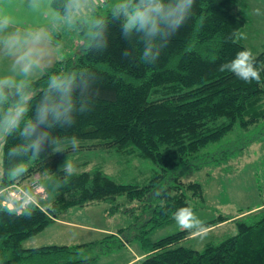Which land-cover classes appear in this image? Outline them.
I'll return each mask as SVG.
<instances>
[{"label":"trees","instance_id":"1","mask_svg":"<svg viewBox=\"0 0 264 264\" xmlns=\"http://www.w3.org/2000/svg\"><path fill=\"white\" fill-rule=\"evenodd\" d=\"M67 2L52 0L51 4L66 16ZM246 4V0H195L192 17L172 37L154 65L139 58L142 45L135 33L128 39L123 37L122 15L115 10L95 12L89 44L44 68L28 83L31 99L25 120L33 117L54 75L75 76L80 85L74 92L77 104L83 102L91 110L77 115L70 128L50 129L58 143L46 144L39 157L31 153L8 155L14 145L23 143L19 131L10 134L2 145L0 188L23 182L36 173H53L61 154L84 146L55 151L70 144L73 137L76 141L95 140L86 148L114 149L127 157L126 163L147 160L156 170L152 169L153 175L143 183L118 182L99 165L72 175L62 170L57 194L45 208L30 206L17 212L0 202V264H96L98 256L91 254L95 249L105 253L129 244L123 236L125 229L106 234L99 241L76 245L24 248L22 243L72 207L95 202L113 205L121 195L130 201H146L144 207L152 211L134 235L142 248V257L135 264H264V207L235 219L236 234L208 244L201 251L176 246L193 233L188 230L157 241L148 237L153 229L171 222L177 209L191 206L195 210L192 198L198 197L201 202L204 198L199 182H184L180 176L169 178L158 191L168 174L210 155L203 150L235 128L248 129L264 121V71L259 83H246L228 71H219L222 63L247 48L234 36L248 22ZM125 49L133 53V58H122ZM255 58L256 66L264 68V51ZM15 98L13 94L9 103ZM23 126L22 122L21 129ZM42 130L43 126L37 129ZM18 162L27 170L19 176L15 172L9 175ZM155 199L157 204L150 205ZM229 219L220 217L204 224L213 227ZM110 241H117V245L109 246Z\"/></svg>","mask_w":264,"mask_h":264},{"label":"rangeland","instance_id":"2","mask_svg":"<svg viewBox=\"0 0 264 264\" xmlns=\"http://www.w3.org/2000/svg\"><path fill=\"white\" fill-rule=\"evenodd\" d=\"M118 3L119 0H86L81 10L72 14L69 22L66 16H58L51 6V0H35V2L0 0V18L10 21L9 26L0 32V77H10L17 81L27 80L28 83L36 79L43 71L38 67L43 68L54 62L44 63L39 58L41 61H36L35 64L39 73L31 71L25 76L19 72L23 65L18 63V57L24 51H32L33 36L39 35L46 43L48 38L54 40L55 47L47 45L40 47L43 53L54 51L60 56L57 58L62 59L72 56L89 44L92 33L91 22L95 12L100 14L111 12L116 9ZM246 3L248 22L241 31L246 38L238 40L250 48L256 56L264 51V0H246ZM57 16L58 20L55 18ZM82 22L84 25L79 26L78 23ZM33 24V29L40 28L37 29V33L30 34L29 30H32ZM6 37L19 40L20 46L13 49L5 45ZM92 143H95V140L77 141L76 146L84 145L81 149L61 154L53 173L39 174V182L44 190L43 197L37 198L41 207L45 208L56 196L59 185L58 174L63 170L62 165L65 163L73 164L75 172L89 170L95 165L102 166L109 175L122 183H143L144 180L148 181L156 170L147 160L132 159L126 163L127 157L114 149L86 148L85 145ZM67 146L73 145L64 144L55 151L60 152ZM205 152H209L210 155L169 173L158 187L160 191L172 176H180L184 182H199L203 188V201L201 202L198 197L190 200V203L196 207L194 211L199 218L204 223L217 221L220 217L230 218L223 224L207 227V234L203 237L192 233L176 244L198 251L203 250L208 244H217L236 234V225L233 221L251 215L259 210L255 207L264 203V121L248 129L235 128L222 140L205 148L203 153ZM2 153L0 149V177ZM23 168L25 164L22 165L21 169ZM31 180L32 177L24 182ZM188 193L192 196L191 192ZM144 203L147 202L130 201L121 195L113 204L118 205L117 207L105 202L72 207L59 219L93 226L98 228L99 232L51 224L37 235L26 239L22 243L23 247L76 245L99 241L106 236L104 232L115 233L119 229H125L123 236L128 239V250L122 246L105 253L99 249L91 253L98 256L96 264H120L131 259L134 254H142L140 243L134 239V235L152 215V211L146 209ZM155 204H157L156 199L150 202V205ZM112 208L114 210H111ZM147 225L146 227L149 226ZM182 230L184 229L180 228L173 219L168 224L153 229L148 237L151 241H157ZM108 245L115 247L117 241H110Z\"/></svg>","mask_w":264,"mask_h":264},{"label":"clouds","instance_id":"3","mask_svg":"<svg viewBox=\"0 0 264 264\" xmlns=\"http://www.w3.org/2000/svg\"><path fill=\"white\" fill-rule=\"evenodd\" d=\"M85 3L86 0H68L65 11L69 22L72 14L79 12ZM194 4L195 0H119L115 11L117 15L124 17L121 30L123 37L128 39L135 33L139 44L142 45L139 58L146 64L154 65L172 37L192 17ZM9 23L8 19L0 18V32L6 29ZM200 24H203V18L200 19ZM234 36L238 39L246 38L243 32L234 33ZM39 39V35L34 37L37 42ZM4 43L13 49L20 46L19 40L13 37H6ZM122 58L131 59L133 53L125 49ZM18 63L23 65L20 71L28 76L36 64L33 52L24 51L18 57ZM219 71H228L246 83H259L264 68L256 66L255 54L250 48H245L237 52L230 61L222 63ZM78 86L80 85L77 84L75 76H52L33 117L25 120L31 99L27 80L17 81L10 77H0V149L7 137L16 131H19L23 143L9 149L10 156L18 157L31 153L33 157H39L46 144L52 146L58 143L57 139L51 137L49 130L56 127L70 128L75 124L77 115L91 110L83 102L77 104L74 92ZM13 94L16 98L9 103ZM22 122L24 126L21 129ZM40 126H43V130L38 132ZM71 143L76 146L75 137ZM62 167L68 175L75 172V166L71 163H65ZM26 170L21 169L18 162L9 171V175L15 172L19 176ZM173 219L184 230L201 237L207 234L204 222L191 206L177 209Z\"/></svg>","mask_w":264,"mask_h":264},{"label":"built area","instance_id":"4","mask_svg":"<svg viewBox=\"0 0 264 264\" xmlns=\"http://www.w3.org/2000/svg\"><path fill=\"white\" fill-rule=\"evenodd\" d=\"M40 175L36 173L29 182H14L0 188V202L9 210L21 212L30 206L40 207L37 198L43 197Z\"/></svg>","mask_w":264,"mask_h":264},{"label":"crops","instance_id":"5","mask_svg":"<svg viewBox=\"0 0 264 264\" xmlns=\"http://www.w3.org/2000/svg\"><path fill=\"white\" fill-rule=\"evenodd\" d=\"M51 3H52V0H51ZM51 6H52V4H51ZM53 8V7H52ZM54 9V8H53ZM54 11L58 14V16H60V14L54 9ZM58 16L57 17H55L56 18V20H58ZM46 17V16H45ZM32 26V30L30 31L29 30V33L30 34H35V33H37V29L38 28H40V27H37L36 29H33V26H34V24L33 25H31ZM38 26H40V25H38ZM36 36V35H35ZM35 36H33L32 38H31V44H32V51H35V52H33V54H34V58H35V60L36 61H41V60H43V62L44 63H51V62H56V61H58V60H60V59H62V58H57V57H60V56H58L59 54L58 53H56V52H54V51H51V52H42V51H40V47H42V46H44V45H47V46H52V47H55V44H54V40H51L50 38H48L47 39V43L45 42V40H43L42 38H40L39 39V41L37 42V41H35L34 40V37ZM39 58H41V60L39 59ZM37 63V62H36ZM48 66H50V65H47V66H42L43 68H41V66L40 67H38L39 69H42V70H44V68H46V67H48ZM37 68V66H34L33 68H32V70L31 71H34V72H37V73H39L38 71L39 70H37L38 69ZM19 72L20 73H22L20 70H19ZM43 72V71H42ZM41 75V74H40ZM39 75V76H40ZM262 207H264V203L263 204H260V205H258L257 207H255V209H260V208H262ZM254 209V208H253ZM226 222V221H225ZM225 222H223V223H225ZM223 223H220V224H223ZM52 224H59V225H62V226H68V227H72V228H79V229H83V230H88V231H95V232H99V229L98 228H95V227H93V226H88V225H85V224H83V223H79V222H72V221H70V220H64V219H57L54 223H52ZM218 225V224H217ZM104 233H106V234H111L112 232H104ZM128 244H126L125 245V248L128 250ZM142 257V254H140V255H138V254H134L133 256H132V258L131 259H129V260H127V261H124V262H122V263H120V264H132V263H135V261H137L139 258H141Z\"/></svg>","mask_w":264,"mask_h":264}]
</instances>
